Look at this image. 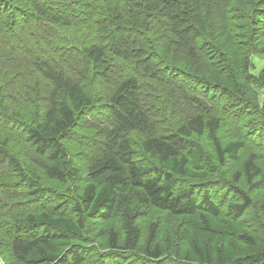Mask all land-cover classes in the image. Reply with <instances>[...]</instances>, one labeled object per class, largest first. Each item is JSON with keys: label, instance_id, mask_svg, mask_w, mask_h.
Masks as SVG:
<instances>
[{"label": "trees", "instance_id": "trees-1", "mask_svg": "<svg viewBox=\"0 0 264 264\" xmlns=\"http://www.w3.org/2000/svg\"><path fill=\"white\" fill-rule=\"evenodd\" d=\"M262 54L264 0H0L3 264H264L238 232L264 184ZM151 212L240 224L238 247L177 258Z\"/></svg>", "mask_w": 264, "mask_h": 264}, {"label": "rangeland", "instance_id": "rangeland-1", "mask_svg": "<svg viewBox=\"0 0 264 264\" xmlns=\"http://www.w3.org/2000/svg\"><path fill=\"white\" fill-rule=\"evenodd\" d=\"M255 61L257 63V71L260 72L264 69V55L262 54V56L257 57ZM241 164V161L234 164L233 169H240L242 167ZM258 164L261 165L264 170V163ZM215 174H219V176L221 175L220 172ZM221 186L222 185H220L219 188H221ZM226 190L228 189H220L219 193ZM213 191H215V188H213ZM252 192L253 198H255L257 204V206L253 208V211L258 212V214L254 217V212L251 216L247 217L246 220L248 221V225L246 227L240 228L238 232L242 234L248 231L250 234H253L256 238H258V240H260L259 238L264 234V215H262V213H259V204L264 199V184L252 188ZM159 219L160 217L151 212L148 217L140 219L139 227L141 228L144 236H147L150 224L155 220L159 221L160 224L158 226L160 230V243L165 252L173 254V256L177 258H183L187 256L198 258V252L200 251L199 249H201V251L203 252H211L215 259L217 258L219 251H223L225 255H227L226 257H228L233 254L230 251L238 247L236 243L237 236H235L233 232L235 231V227L239 226L240 224L225 225L224 222L221 221V219L213 220L211 231H199L197 233V230H195L192 226V220L189 223L186 222V225L188 227H183L184 224H181L182 220L180 218L174 220H169V218H165L167 222H161ZM177 231L179 232V235H177ZM242 245L247 248L246 244L243 241ZM144 246H146V240H143L141 242V247L144 248ZM242 251L244 252V250ZM178 253L180 256L178 255ZM170 257L172 256H166L167 262L173 261V259ZM128 260H133V264H138L137 258L133 257L132 259ZM0 264H3L1 258ZM213 264L221 263L216 260V262H214Z\"/></svg>", "mask_w": 264, "mask_h": 264}]
</instances>
